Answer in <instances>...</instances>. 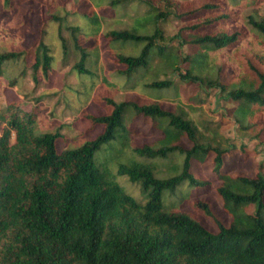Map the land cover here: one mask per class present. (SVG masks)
I'll use <instances>...</instances> for the list:
<instances>
[{"label":"trees","instance_id":"obj_1","mask_svg":"<svg viewBox=\"0 0 264 264\" xmlns=\"http://www.w3.org/2000/svg\"><path fill=\"white\" fill-rule=\"evenodd\" d=\"M13 1L2 0L0 35L19 26L5 18ZM87 1L80 15L97 27L98 10L126 15L127 6L135 9L125 27L108 28L102 36L117 65L114 77L139 94L122 101L95 95L104 113L85 117L103 130L66 149L58 147V130L35 133L36 108H0V264H264V172H229L225 157L236 146L206 140L189 110L163 107L159 94L176 90L192 108L194 98L185 96L184 86L217 88L233 105L240 129L263 132L258 119L264 117V15L242 11L257 0ZM66 13L62 8L48 14L36 44L27 49L0 44V76L8 62L27 64L32 56L35 82L48 78L57 61L48 42L52 24L63 59L73 54L74 69L88 73L85 64L97 63L98 48L84 44L80 26L65 25ZM217 68L221 77L214 78ZM143 126L160 137L137 144ZM102 147L118 159L120 174L141 181L146 201L127 193L108 165L94 162ZM170 157L168 174L160 176L158 161ZM208 160L211 177L197 176L195 162ZM214 178L228 222L205 198L192 204L201 220L181 204L163 202L167 189L185 181L205 187Z\"/></svg>","mask_w":264,"mask_h":264},{"label":"rangeland","instance_id":"obj_2","mask_svg":"<svg viewBox=\"0 0 264 264\" xmlns=\"http://www.w3.org/2000/svg\"><path fill=\"white\" fill-rule=\"evenodd\" d=\"M87 2V3H86ZM2 0H0V7ZM87 0H14L12 7L7 11L6 19L18 21L16 30L7 35H0V44L6 48L14 50L27 49L36 44L43 19L51 12H57L65 8V25H78L83 29L82 39L87 46L98 48L99 59L96 64H85L88 73H78L74 68L77 57L73 54L63 59L60 44L57 41V24L49 27L48 42L52 46V52L57 57L53 70L48 78L41 77L39 82H35L32 76L30 64L32 56L28 57L27 64L23 60L11 61L4 65V72L0 76V108H6L13 103V107L30 111L36 108L35 133L59 131L61 138L58 143L59 149H66L80 145L84 140L93 138L103 130V126L92 125L91 121L85 117L90 112L102 114L104 110L93 101L95 95H109L116 101L133 99L139 94L137 90L119 83L114 77L116 63L102 33L108 28H122L128 24L129 14L134 13L132 6L126 7V15L112 14L110 10H98L101 17V26L97 27L85 20L80 12L87 9ZM125 11V12H126ZM243 15L250 12L264 15V0H257L243 7ZM130 21V20H129ZM236 28V27H235ZM5 34V33H4ZM69 38L68 33L64 32ZM221 64V62L219 63ZM218 66V65H217ZM216 68V67H215ZM214 78L221 77V69L217 68L213 74ZM186 95H192V108L182 95L176 94V90H168L159 94L164 95L163 107L174 109L181 105L189 110L190 116L204 132L206 140L212 143H222L224 146L234 144L236 151L225 157V168L232 174L245 173L254 176L258 170L264 172V131L258 133V128L254 131L242 130L235 122L232 115L233 105L227 103L221 96V91L214 87H198L195 84H188ZM264 125V117L258 119ZM141 120H138V124ZM204 125L207 128H204ZM145 134L135 137L137 144L152 142L160 137L158 130H151L149 126H143ZM14 136L12 137V142ZM185 145H190L187 139H183ZM120 148V145H116ZM107 147H102L94 156V162L104 168H110L114 179L120 183L122 188L131 194L138 201H146V192L141 181H131L120 174L117 169L116 157ZM122 160V158H119ZM168 159H160L162 164L159 175L168 174L164 165L168 164ZM179 162L180 158L177 159ZM211 161L204 163L195 162V173L200 177H211ZM261 165L263 167H261ZM219 182L214 178L212 183L203 187H190L185 181L175 190H165L163 202L166 204H181L185 211L191 212L198 220H201V213L195 212L193 201L198 198L209 200L216 214L222 220L229 221V216L222 208V200L216 193V186ZM254 210L255 207L250 208ZM210 229L215 230L214 222L210 218L202 220Z\"/></svg>","mask_w":264,"mask_h":264}]
</instances>
